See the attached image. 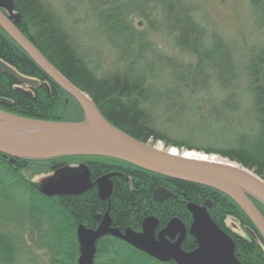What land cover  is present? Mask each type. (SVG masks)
Wrapping results in <instances>:
<instances>
[{"label":"trees","instance_id":"obj_1","mask_svg":"<svg viewBox=\"0 0 264 264\" xmlns=\"http://www.w3.org/2000/svg\"><path fill=\"white\" fill-rule=\"evenodd\" d=\"M12 1L14 14L19 17L16 28L65 79L91 99L114 127L143 143L154 145L161 141L166 147L219 155L253 171L264 181L263 50L240 66L232 49L222 39L213 36L210 44L201 45L202 28L193 17L192 9L182 0H141V10L131 8L135 0H77L88 3L86 11L94 14L98 24L126 43V36H131L133 32L129 25L132 14L136 13L140 18H145L146 13L157 15L152 29L156 30L159 25L158 30L166 33L178 50L194 58L192 66L172 73L167 89L158 91L146 86L143 74L136 76L129 70L122 76L96 75L79 56L59 19L41 0ZM249 3L255 25L264 30V0H249ZM143 50L151 49L144 45L140 52ZM138 57H141L140 54ZM0 60L20 75L39 82V86L32 90V97L28 98L16 91V81L0 72V111L34 121H83L82 111L74 99L55 85L1 29ZM214 90L221 97L214 96ZM242 94L249 103L252 120L250 124L239 123L236 129H232L225 148L193 146L184 140L171 141L161 128H156L151 114L155 107H162L165 117L162 126L173 124L175 115L194 116L212 135L217 127L221 131L232 128L230 116L241 111L245 100ZM198 103L200 106H213L208 116H201ZM222 111L229 117L224 116ZM212 141L205 138V142ZM86 158L17 159L10 163L9 158L0 154V264H22V257L27 253L21 236L25 232H36V244L48 250L50 264H61L59 258L64 247L69 264H75L78 255L77 226L95 228V215L107 210L112 227L120 230L130 228L140 231L141 223L147 217L157 218L158 230L173 218L180 220L187 230L182 249L189 252L197 245L188 234L192 219L187 204L202 206L206 201L212 202V207L208 209L210 219L232 238L236 259L241 264H264V243L246 216L230 199L201 185L96 157L87 159L104 163L94 167L97 172L121 175L113 180L109 203L100 200L95 189L79 196L46 197L39 192L42 184H35L25 177L28 173H48L63 164ZM159 188L170 191L173 197L155 202L152 194ZM251 201L264 217V206L253 199ZM12 211L16 216L11 217ZM227 218L238 221L256 239L247 240L233 234L225 225ZM94 264L163 263L119 239L105 236L97 242Z\"/></svg>","mask_w":264,"mask_h":264},{"label":"water","instance_id":"obj_2","mask_svg":"<svg viewBox=\"0 0 264 264\" xmlns=\"http://www.w3.org/2000/svg\"><path fill=\"white\" fill-rule=\"evenodd\" d=\"M14 11L12 0H0V29L55 85L74 99L82 111L83 121H34L0 111L5 117L33 124L28 130L17 131L0 124L1 155L9 158L10 163L17 159L47 161L62 157L111 159L153 174L201 185L230 199L264 243V217L251 201L253 199L264 206V181L260 177L228 159L188 151L179 153L176 149L152 146L114 127L101 115L91 99L65 79L16 28L19 17ZM0 72L16 81V91L28 98L32 97V93L23 87L31 90L39 86L37 80L20 75L1 60ZM117 176L119 174H108L91 183L86 170L79 179L63 178L58 182L46 180L39 192L50 198L79 196L96 185L98 198L108 202L113 192L112 178ZM171 197L172 193L163 188L156 189L152 194L155 202ZM211 207V201H206L202 206L187 204L192 219L188 234L197 245L190 252L181 248L187 230L176 218L158 231L157 218L147 217L141 223L140 231L136 232L130 228L120 231L112 227L108 211L103 216L95 215V221L98 222L95 229L77 226V264H94L97 242L105 236L119 239L163 264H241L234 255L232 239L210 219L208 209Z\"/></svg>","mask_w":264,"mask_h":264},{"label":"rangeland","instance_id":"obj_3","mask_svg":"<svg viewBox=\"0 0 264 264\" xmlns=\"http://www.w3.org/2000/svg\"><path fill=\"white\" fill-rule=\"evenodd\" d=\"M41 1L59 19L63 30L69 36L73 46L77 48L79 56L98 76H122L126 70H129L136 76L143 74L146 86H152L156 90L162 91L170 86L172 81L170 76L175 70L182 72L194 64L193 56L178 50L166 33L158 30L159 25L156 30L152 29L151 25L156 23V14L146 13L144 14L145 18H140L136 13L132 14L129 25L133 32L131 31V36H126L128 42L126 43L125 40H119L113 32L98 24L94 14L86 11V6H89L86 2L83 4L77 0ZM182 1L192 9L193 17L202 28L203 43L201 45L210 44L213 36L222 39L232 49L235 60L240 66L258 51H264V30L255 25L249 0ZM131 8L141 10V0H135ZM144 45H148L152 51L143 50L140 52ZM136 54L137 58H135ZM139 54L141 57H138ZM23 89L27 90L26 87ZM213 93L214 96H220L216 90ZM242 96L245 100L242 102L241 111L230 116L232 128H224L221 131L217 127L212 135L211 132L205 130L200 120L194 119V116L175 115L174 119L176 120L173 124L162 126L165 118L162 107L158 109L155 107L151 114L156 128H161L171 141L184 140L193 146L225 148V142L229 141L227 138L231 137L232 129H236L239 123L241 125L250 124L252 120L249 103L245 94ZM197 105L200 106L199 103ZM200 108L201 116L205 117L208 116L207 113L213 106L204 105ZM223 115L229 117L225 112ZM205 138L214 141L205 142ZM154 145L164 149H176L179 153L188 151L222 158L219 155L206 154L204 151L166 147L161 141ZM49 176V173L25 174L27 179L38 185L42 184ZM13 216H16L14 211L11 212V217ZM225 221L229 229L244 235V229L238 221L233 218H227ZM21 236L27 249L26 256L22 257V264H50L51 256L48 250L36 244V232H25ZM61 252L59 258L61 264H69L70 259L66 257V248L64 247ZM77 259L78 255L75 264H77Z\"/></svg>","mask_w":264,"mask_h":264},{"label":"flooded vegetation","instance_id":"obj_4","mask_svg":"<svg viewBox=\"0 0 264 264\" xmlns=\"http://www.w3.org/2000/svg\"><path fill=\"white\" fill-rule=\"evenodd\" d=\"M87 158H93V157H87ZM87 158L84 159V160L82 159L80 161H76L74 163H70V164H67L66 163V164H63L59 168H57L55 170H52V171H49L48 173L50 174V176L46 180L47 181L49 180L48 182H50V181L51 182H58L59 180H61L63 178H72L73 180H75V179L81 178L82 175L87 170L88 171V174H89L90 182L91 183H95V181L98 180L99 178H101L102 176H105V175H108V174H112V173H116V172H108V173H105V174H101V171L97 172V170H95L94 167H97L98 168L99 166H102L104 163L101 162V161H98V160H91V159H87ZM66 169H68V170H66ZM114 179L115 178H112V181ZM113 183H114V181H113ZM113 187H114V185H113ZM91 189H95L98 192L96 185H94ZM97 196H98V193H97ZM104 213H102V214L101 213H98L96 215L103 216ZM94 220H95V217H94ZM100 221H101V219H100ZM95 223H96V226H95V228H96L97 225H98V222L95 221ZM111 226H112V224H111ZM95 228H92V229H95ZM124 230H120V231H124ZM236 235L239 236L240 238H245L247 240L256 239L255 238V235H253L251 233H247V232H244V235H241L239 233H236ZM185 238H184V240H185ZM181 248H182V244H181ZM195 249H193V250H195Z\"/></svg>","mask_w":264,"mask_h":264},{"label":"bare ground","instance_id":"obj_5","mask_svg":"<svg viewBox=\"0 0 264 264\" xmlns=\"http://www.w3.org/2000/svg\"><path fill=\"white\" fill-rule=\"evenodd\" d=\"M0 124H3L5 126H7L8 128L11 127L10 129H12L14 131L15 130L16 131L17 130H23L25 128H27L25 130H28L29 128H32L33 127L32 126L33 124H30V123H27V122H20L19 120L11 119V118L5 117L4 115H1V114H0ZM116 174H119V173H116Z\"/></svg>","mask_w":264,"mask_h":264}]
</instances>
